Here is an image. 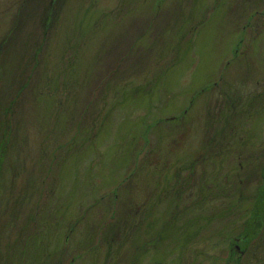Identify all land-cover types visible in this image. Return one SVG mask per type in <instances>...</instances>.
Masks as SVG:
<instances>
[{
    "label": "rangeland",
    "instance_id": "rangeland-1",
    "mask_svg": "<svg viewBox=\"0 0 264 264\" xmlns=\"http://www.w3.org/2000/svg\"><path fill=\"white\" fill-rule=\"evenodd\" d=\"M260 188L264 0H0V264H264Z\"/></svg>",
    "mask_w": 264,
    "mask_h": 264
},
{
    "label": "trees",
    "instance_id": "trees-1",
    "mask_svg": "<svg viewBox=\"0 0 264 264\" xmlns=\"http://www.w3.org/2000/svg\"><path fill=\"white\" fill-rule=\"evenodd\" d=\"M53 2V1H52ZM50 4H52V3H50ZM259 193H258V197H257V201H256V203L257 204H259L260 203V201L263 199V198H261V194H263L264 195V193H263V188H260L259 190ZM260 205V204H259ZM254 211H256V212H260V211H262V207H258V208H256V209H254L253 211H252V214H254ZM258 214H254V216H257ZM251 219H253V218H251ZM256 222V221H255ZM252 226V225H251ZM258 227H259V223L258 222H256V225L255 226H252V228H251V230H246L245 231V234H244V238H246V240H249V239H253V238H255L256 237V232H257V230H258ZM246 236V237H245ZM245 240V241H246Z\"/></svg>",
    "mask_w": 264,
    "mask_h": 264
}]
</instances>
